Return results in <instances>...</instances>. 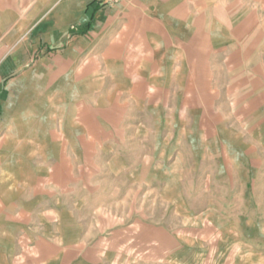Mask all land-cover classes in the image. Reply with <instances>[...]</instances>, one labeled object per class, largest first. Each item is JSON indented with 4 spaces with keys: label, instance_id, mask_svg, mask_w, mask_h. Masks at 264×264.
Wrapping results in <instances>:
<instances>
[{
    "label": "crops",
    "instance_id": "crops-1",
    "mask_svg": "<svg viewBox=\"0 0 264 264\" xmlns=\"http://www.w3.org/2000/svg\"><path fill=\"white\" fill-rule=\"evenodd\" d=\"M143 96L233 119V199L264 201V0H0V264L222 263L203 248L192 261L167 227L142 237L79 207L90 179L68 152L92 157L96 107L109 118Z\"/></svg>",
    "mask_w": 264,
    "mask_h": 264
},
{
    "label": "rangeland",
    "instance_id": "rangeland-1",
    "mask_svg": "<svg viewBox=\"0 0 264 264\" xmlns=\"http://www.w3.org/2000/svg\"><path fill=\"white\" fill-rule=\"evenodd\" d=\"M155 97L116 103L109 118L96 107L94 122L88 120L96 132L92 157L90 151L68 152L79 156L71 168L77 178L90 179L79 185L85 198L79 207L117 215L123 224L135 221L142 237L151 226L174 230L181 243H190L184 255L192 261L203 248L208 257L220 252L221 264H264V201L253 209L244 201L238 208L233 196L243 178H228L242 158L235 149L241 136L231 129L234 120H206L198 103H158ZM205 123H210L206 134Z\"/></svg>",
    "mask_w": 264,
    "mask_h": 264
},
{
    "label": "built area",
    "instance_id": "built-area-1",
    "mask_svg": "<svg viewBox=\"0 0 264 264\" xmlns=\"http://www.w3.org/2000/svg\"><path fill=\"white\" fill-rule=\"evenodd\" d=\"M104 1L107 2V3H114V2H116L118 0H104Z\"/></svg>",
    "mask_w": 264,
    "mask_h": 264
}]
</instances>
